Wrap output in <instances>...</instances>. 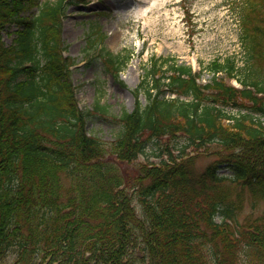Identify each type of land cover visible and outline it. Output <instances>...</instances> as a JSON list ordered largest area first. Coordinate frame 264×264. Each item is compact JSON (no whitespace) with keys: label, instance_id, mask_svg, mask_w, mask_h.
Wrapping results in <instances>:
<instances>
[{"label":"trees","instance_id":"1","mask_svg":"<svg viewBox=\"0 0 264 264\" xmlns=\"http://www.w3.org/2000/svg\"><path fill=\"white\" fill-rule=\"evenodd\" d=\"M233 4L244 72L235 57L214 61L202 85L200 72H161L155 60L133 93L145 103L117 117L108 151L76 103L63 0H0V264H264V214L239 224L232 206L245 187L264 200V131L252 116L264 117V0ZM149 148L158 160L140 161ZM205 153L216 162L198 171Z\"/></svg>","mask_w":264,"mask_h":264},{"label":"rangeland","instance_id":"2","mask_svg":"<svg viewBox=\"0 0 264 264\" xmlns=\"http://www.w3.org/2000/svg\"><path fill=\"white\" fill-rule=\"evenodd\" d=\"M56 1L38 0L39 5ZM64 4L61 38L68 46L65 55L73 62L71 79L75 98L82 111L90 112L87 132L98 138L108 151L116 128L115 117L132 109V91L152 59L172 58L198 70L213 60L235 57L242 73L248 64V46L241 41L243 23L233 0H69ZM37 12L38 7H33L24 15L33 17ZM101 36L104 39L98 42ZM13 37L4 35V43L10 44ZM105 52L117 55L119 62L124 63L120 69L121 85L113 80L100 57ZM252 60L256 62L255 58ZM259 71L264 75V70ZM208 77L204 72L202 79ZM255 79L258 81L259 77ZM172 96L166 94L168 98ZM138 98L143 105L145 96L141 91ZM96 104L105 106V113L95 112ZM227 111L236 113L229 107ZM148 157H152L150 153ZM211 162L216 159L202 157L195 167L199 171ZM215 164L218 174L232 175L224 163ZM263 210L264 202L257 209L245 203L241 214H258Z\"/></svg>","mask_w":264,"mask_h":264},{"label":"bare ground","instance_id":"3","mask_svg":"<svg viewBox=\"0 0 264 264\" xmlns=\"http://www.w3.org/2000/svg\"><path fill=\"white\" fill-rule=\"evenodd\" d=\"M122 79H125V76H121Z\"/></svg>","mask_w":264,"mask_h":264}]
</instances>
